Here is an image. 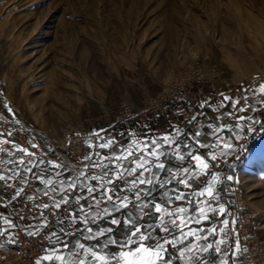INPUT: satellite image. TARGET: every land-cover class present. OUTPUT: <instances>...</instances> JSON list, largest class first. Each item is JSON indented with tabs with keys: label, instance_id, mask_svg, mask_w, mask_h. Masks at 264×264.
Wrapping results in <instances>:
<instances>
[{
	"label": "rangeland",
	"instance_id": "374dc122",
	"mask_svg": "<svg viewBox=\"0 0 264 264\" xmlns=\"http://www.w3.org/2000/svg\"><path fill=\"white\" fill-rule=\"evenodd\" d=\"M261 83L264 0H0V132L38 156L75 160L67 132L92 136L154 111L176 124L223 96L242 101L240 113L224 101L237 115L264 121ZM219 186L264 240V129L244 134Z\"/></svg>",
	"mask_w": 264,
	"mask_h": 264
},
{
	"label": "snow or ice",
	"instance_id": "6c2138e0",
	"mask_svg": "<svg viewBox=\"0 0 264 264\" xmlns=\"http://www.w3.org/2000/svg\"><path fill=\"white\" fill-rule=\"evenodd\" d=\"M258 92L264 94V83ZM224 101L237 112H245L239 107L242 101L228 96H223L217 107L223 108ZM247 101L245 96L243 102ZM205 106H209L207 100L200 105ZM7 110L13 111L10 107ZM247 110L251 111L250 104ZM234 120L239 123L219 125L215 134L228 130L229 139L239 141L241 134L264 129V121L256 122L253 117L236 115ZM198 122L196 114L188 117L190 125ZM251 124L258 126H246ZM102 131L93 132L88 152L73 158V164L60 157L47 159V153L38 156L11 139L12 131L0 132V145H10L16 154L0 147V153L8 157L0 159V164L7 165L0 171V182L13 189L8 204H14L26 187L32 190L29 201L39 196L49 201L35 204L40 224L27 230V235L43 232L45 239L54 242L44 255L34 258L33 264H212L205 255L211 253L218 254L220 264H237L240 254L248 249L241 247L230 227L236 221L228 218L229 207L221 195L225 189L216 187L220 173L212 171L210 163L230 154L232 143L217 135L213 144L202 140L205 134L200 131L182 132L176 126L165 133L130 138L127 145L106 152L117 141L115 137L101 139ZM31 148L40 145L31 143ZM170 158L180 162L175 170L166 166ZM223 179L234 181L232 175ZM31 181L42 187L33 188ZM20 218L17 214L16 219ZM0 220L5 226L0 228V238L15 242L19 234L15 220L2 213ZM53 223L59 225L58 231H49ZM201 224L207 226L199 227ZM117 228L121 229L119 235Z\"/></svg>",
	"mask_w": 264,
	"mask_h": 264
},
{
	"label": "crops",
	"instance_id": "0c3cea01",
	"mask_svg": "<svg viewBox=\"0 0 264 264\" xmlns=\"http://www.w3.org/2000/svg\"><path fill=\"white\" fill-rule=\"evenodd\" d=\"M231 113V115H230ZM240 113V112H238ZM196 114L198 117V124L190 125L188 123V117ZM254 113H252L253 115ZM237 115V112L233 110L229 106H224L223 108H218L217 105H211L205 106L204 108L201 107H193L189 110L187 118L180 119L176 124L170 123L166 116L164 114H161L159 112H150L146 113L143 118L137 119L135 116H127L124 117L121 121L115 122L109 129H105V131H102L100 133L101 139H108L109 137H115L117 141V145L113 146L110 150H105L106 152H114L116 151V147L120 144L127 145L129 142V139H135L138 136H153L156 134L165 133L168 131H172V129L176 126H178L182 132H187L189 130L191 131H200L205 135H202L201 139H207L209 142L215 144L217 140V135L219 137L224 138V140H228L233 145L232 152L228 155H225L222 157L218 162H210L214 166L212 168V171L220 173V177L224 174V168L232 161L233 154L235 150L237 149L238 145L241 143L242 139L244 138V134H241V139L239 141H231L229 139L230 133L228 130H223L219 132L218 134H215V129L219 125L227 124L229 127H231L235 123H239V121L234 120V116ZM136 133L137 136H133L132 134ZM190 142V141H189ZM93 151H97V149H93ZM204 149H200L201 153H204ZM217 154H219L220 149H215ZM226 151V150H225ZM56 157H60L61 160L66 161L69 164L76 163V160H71L65 153H58L55 155H47V159H55ZM180 162L173 160L170 158V162L167 163L166 166L172 167L175 170V167ZM186 166V165H185ZM29 180H31V177H28ZM210 179V176L208 177ZM33 188L35 187H42V185H38L36 181H31ZM220 180L217 181L216 187L219 186ZM172 186H176L175 182H173ZM15 187V185H14ZM180 191H184L185 189L183 186H178ZM13 194L12 188H7L5 195L10 197ZM32 194V190L29 188H25V193L21 195L22 198L27 199L28 195ZM154 195L159 196V192L154 193ZM224 202H226V197L223 196ZM37 203H46L49 202L46 198L39 196L37 200L34 201ZM229 207V220H233L235 216V211L237 206L233 202H226ZM0 213L7 216L10 219H14L16 225L18 226V219H16L17 214L11 210V205L8 204L7 208H4L3 206L0 207ZM36 222L37 227H39L40 220L39 218H36L34 220ZM104 224V222H101ZM104 226H107L104 224ZM206 224H201L199 227H205ZM5 227L3 225L2 220H0V228ZM192 227H197L196 225H192ZM230 227L233 229V224H230ZM59 225H54L49 229V231L57 230L58 231ZM15 231V230H10ZM121 229H116V234H120ZM82 234V233H81ZM0 241L2 243L11 244L12 239L11 238H0ZM54 241L53 240H47L45 243L41 246L42 252L45 254L46 250L48 249L49 245H51ZM210 262L212 264H220V261L218 259V254L211 253L205 254ZM238 262V261H237Z\"/></svg>",
	"mask_w": 264,
	"mask_h": 264
},
{
	"label": "built area",
	"instance_id": "2783aa9c",
	"mask_svg": "<svg viewBox=\"0 0 264 264\" xmlns=\"http://www.w3.org/2000/svg\"><path fill=\"white\" fill-rule=\"evenodd\" d=\"M78 134V135H77ZM72 143L69 145L68 141ZM93 141V136L83 132H67L64 139V149L68 151L70 157H81L87 150V144ZM3 183L0 182V189ZM0 196V203H1ZM14 210L18 211L21 217L19 234L15 236V242L0 246V264H33L34 258L44 255L41 246L45 243V233L38 236L27 235V230H31L36 222L33 216H38L35 205L29 200L18 199ZM234 224L235 238L242 242L241 247L247 248V252L240 254L237 264H264V240H262L254 228L251 226L249 213L239 209L235 216ZM57 225L55 223L52 226ZM47 264V262H45Z\"/></svg>",
	"mask_w": 264,
	"mask_h": 264
},
{
	"label": "trees",
	"instance_id": "16d2710c",
	"mask_svg": "<svg viewBox=\"0 0 264 264\" xmlns=\"http://www.w3.org/2000/svg\"><path fill=\"white\" fill-rule=\"evenodd\" d=\"M233 165H235V163H233Z\"/></svg>",
	"mask_w": 264,
	"mask_h": 264
}]
</instances>
